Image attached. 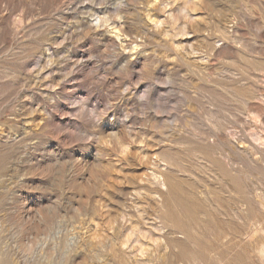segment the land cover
I'll return each mask as SVG.
<instances>
[{
	"label": "rangeland",
	"instance_id": "374dc122",
	"mask_svg": "<svg viewBox=\"0 0 264 264\" xmlns=\"http://www.w3.org/2000/svg\"><path fill=\"white\" fill-rule=\"evenodd\" d=\"M0 264H264V0H0Z\"/></svg>",
	"mask_w": 264,
	"mask_h": 264
}]
</instances>
